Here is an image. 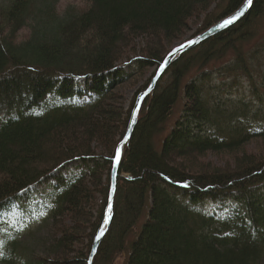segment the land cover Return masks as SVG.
<instances>
[{"label": "trees", "instance_id": "16d2710c", "mask_svg": "<svg viewBox=\"0 0 264 264\" xmlns=\"http://www.w3.org/2000/svg\"><path fill=\"white\" fill-rule=\"evenodd\" d=\"M85 1L56 21L35 13L36 0L0 8V215L52 185L39 204L49 221L43 247L29 255L19 230L0 226V264H87L139 93L125 109L118 87L154 67L144 91L189 21L204 15V31L245 0ZM258 21L264 0L183 52L142 100L92 264H264V151L243 149L264 140V58L252 64L259 42L249 44ZM140 38L141 54L129 58ZM212 70L246 78L254 102L223 109L202 84ZM222 152L230 161L221 167L200 162Z\"/></svg>", "mask_w": 264, "mask_h": 264}, {"label": "rangeland", "instance_id": "374dc122", "mask_svg": "<svg viewBox=\"0 0 264 264\" xmlns=\"http://www.w3.org/2000/svg\"><path fill=\"white\" fill-rule=\"evenodd\" d=\"M11 0H0V8L5 7L10 3ZM37 1V9L35 13L37 14L39 11L44 14V11L47 10L49 12V17L43 16L45 19L59 20V18L63 17V14L70 9L75 11L84 9L88 6V2L85 0H36ZM45 5L47 8H44ZM35 17V14H34ZM204 15L199 17L197 21H189L188 29L182 38L176 42H173L169 46V51L179 44L183 43L184 41L198 35L201 27V21L203 20ZM51 19V20H52ZM258 34L252 40L250 45L256 44L259 42L258 49L253 51V55H255V59L252 61V64L256 65V62H260L261 57L264 58V21H258ZM205 31V30H204ZM203 32V31H202ZM28 31H23V35H26ZM20 34V35H21ZM22 37V35H21ZM140 39L133 40L131 45L128 48H125V52H128L129 58H133L134 56H138L141 54V50L144 47L143 41ZM134 50L129 52V49ZM153 68H149L145 70L143 73L132 77L129 81L125 82L124 84L118 87L121 93V102L125 109L129 107L131 104L134 96H137L143 92L142 87L148 81L150 74L153 72ZM216 70H212L210 72V76L204 80L203 87L205 92L211 96L219 98L218 100L222 102L224 105L225 102L231 104L232 100H244L247 103L254 102V96L251 94V86L250 82L246 78H241L238 80H234L233 78L224 79L220 74L216 73ZM83 83V80L79 81ZM141 90V91H140ZM136 96V98H137ZM209 98V97H208ZM229 103L224 105L223 109H229ZM180 104H178L177 109L175 110L173 117L170 118L167 129L165 133L166 135L172 126L173 121L177 118L178 109H180ZM256 106V105H254ZM140 110V109H139ZM246 151H256L262 152L264 151V140H255L249 141L244 148ZM230 161V154L226 152L222 153H212L208 154L204 159H200V162H209L212 166L221 167L223 163ZM74 168H71L70 171H73ZM70 172H66L65 175H69ZM52 186V185H51ZM51 186H38L32 190L29 197H26L19 202L18 204L13 206L10 210L2 213L0 215V221L4 224H1L2 230L8 231L11 229L19 230L20 232V239L22 240L23 245L25 246L27 253L29 255H34L38 253L41 248L43 247L42 244L46 242L49 234V221L46 220L45 214H43L41 206H39L40 202L42 201V197L49 193L51 190ZM225 205H231L229 202H226ZM207 210H211L213 208L217 209V207L213 203H207L206 206ZM115 264H123V258L117 259Z\"/></svg>", "mask_w": 264, "mask_h": 264}, {"label": "water", "instance_id": "95a60500", "mask_svg": "<svg viewBox=\"0 0 264 264\" xmlns=\"http://www.w3.org/2000/svg\"><path fill=\"white\" fill-rule=\"evenodd\" d=\"M250 6H248V2H247V0H245L244 3L242 4V6L238 10H236L234 13L220 19L219 21H217L216 23H214L213 25H211L209 28H207L205 31L199 33L198 35L184 41L183 43L179 44L178 46L173 47L167 53V55L164 57L161 64L157 67L148 87L137 96V98L135 100L134 107H133L131 114H130V118L128 121V125L126 128L125 134L115 149V154H114V158H113L112 166H111V171H110V188H109L107 205H106V208L104 211V217H103V221L101 223V226L97 230V233L93 239L87 264H92V261L96 255L97 250H98V247H99L102 239L104 238V236L107 232V229H108V226L110 223V219H111V215H112L116 176H117L118 168H119V163L116 162V153H117V150L119 149L120 150V159H121V156L123 153V148H124L126 142L129 140V138L133 132V129L136 125L138 113H139V109H140V105L142 103V100L145 98V96L150 94V92L155 88L158 80L163 75V73L168 69V67L175 60H177L179 58V56L183 52L196 47L198 44H200L201 42L210 38L211 36L216 35L219 32H222L225 29L232 26L233 24H235L237 21H239L247 13ZM240 12H243V15L240 16L239 19L235 20L231 24L226 23L227 21L232 19L234 16H236ZM120 159H119V162H120ZM106 221H107V223H106ZM101 233H103V234L101 235ZM97 237H99V239H97Z\"/></svg>", "mask_w": 264, "mask_h": 264}, {"label": "snow or ice", "instance_id": "6c2138e0", "mask_svg": "<svg viewBox=\"0 0 264 264\" xmlns=\"http://www.w3.org/2000/svg\"><path fill=\"white\" fill-rule=\"evenodd\" d=\"M247 2H248V6H250L251 3H252V0H247ZM242 15H243V12H240L239 14H237L236 16H234L232 19H230V20L227 21L226 23H227V24H231V23H233L235 20L239 19L240 16H242ZM119 159H120V150L118 149V150H117V153H116V162H117V163H119ZM106 223H107V221H106ZM102 234H103V233H101V235H102ZM97 239H99V237H97Z\"/></svg>", "mask_w": 264, "mask_h": 264}]
</instances>
